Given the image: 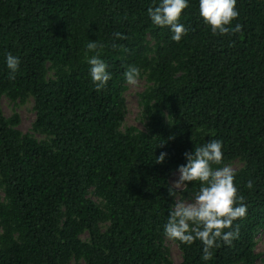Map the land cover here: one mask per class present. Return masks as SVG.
<instances>
[{
    "label": "trees",
    "instance_id": "trees-1",
    "mask_svg": "<svg viewBox=\"0 0 264 264\" xmlns=\"http://www.w3.org/2000/svg\"><path fill=\"white\" fill-rule=\"evenodd\" d=\"M160 0H0V264H176L164 234L168 194L186 152L223 142L219 168L239 161L247 215L239 238L201 259L202 244L174 241L180 264H257L264 229V0H237L239 17L213 34L188 0L172 40L147 9ZM120 32L127 39H120ZM111 79L97 92L87 44ZM20 58L9 79L6 56ZM140 69L145 128L124 127V72ZM34 100L31 132L2 98ZM40 134L42 138L36 136ZM166 153L163 163L155 159ZM254 181L252 189L246 184ZM264 262V260H263ZM264 264V263H263Z\"/></svg>",
    "mask_w": 264,
    "mask_h": 264
},
{
    "label": "clouds",
    "instance_id": "clouds-1",
    "mask_svg": "<svg viewBox=\"0 0 264 264\" xmlns=\"http://www.w3.org/2000/svg\"><path fill=\"white\" fill-rule=\"evenodd\" d=\"M236 4L237 0H199L200 16L211 27L213 34H234L243 27L239 23L231 27L232 21L239 17ZM187 7L188 0H160L157 5L150 6L147 13L153 24L170 28L172 40L179 42L188 33V29L179 23L183 10ZM115 36L127 39L120 32L115 33ZM86 47L90 52H96L87 62L95 90L99 92L111 79V73L107 71L108 65L96 51L104 45L91 41ZM20 63L19 57L7 54L9 79H15ZM139 76L140 69L135 66L128 67L124 72L129 85H136ZM166 155L161 153L155 162L163 163ZM184 155L187 163L179 166V178L170 184L168 194L175 197L176 192L183 190L189 182H198L199 187L191 200H175L164 225V234L169 240L189 246L199 240L203 246L201 259L209 261L213 258V250L219 248L221 242L231 245L239 238V225L234 226L233 222L246 217L248 205L235 184V169L231 166L212 167L223 161L221 140L211 139ZM253 185L254 181L249 180L246 187L252 189Z\"/></svg>",
    "mask_w": 264,
    "mask_h": 264
},
{
    "label": "rangeland",
    "instance_id": "rangeland-1",
    "mask_svg": "<svg viewBox=\"0 0 264 264\" xmlns=\"http://www.w3.org/2000/svg\"><path fill=\"white\" fill-rule=\"evenodd\" d=\"M149 85L146 76H139L138 83L136 85H129L127 83V89L125 91V99H126V114L124 127L127 126H135L139 129L145 128V121L142 116V106L140 103L139 94L143 92L147 86ZM2 109L6 116H12L14 113H19L21 117L20 129L24 132H31L32 124L35 120V111H34V100L30 98L27 102L21 103L12 102L7 96H3L1 102ZM39 138H42L40 134H36ZM227 166H231L234 169H237L241 166L239 161H235ZM179 178V171L176 170L172 173L170 180L171 183ZM186 186V185H185ZM184 186V188H185ZM183 188V189H184ZM181 191V190H179ZM193 195L185 196L180 193L177 196L176 200H191ZM1 232V229H0ZM167 246L170 248L171 257L176 264H180L182 261V253L178 247V245L172 241H167ZM256 251L261 255L258 259L257 264H263L264 260V229L257 236V248Z\"/></svg>",
    "mask_w": 264,
    "mask_h": 264
}]
</instances>
